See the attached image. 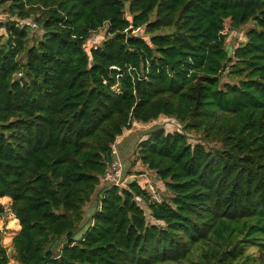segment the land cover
Here are the masks:
<instances>
[{
  "label": "trees",
  "instance_id": "trees-1",
  "mask_svg": "<svg viewBox=\"0 0 264 264\" xmlns=\"http://www.w3.org/2000/svg\"><path fill=\"white\" fill-rule=\"evenodd\" d=\"M1 6L16 19H0V199L21 225L20 264H264V0ZM31 17L44 33L29 45L19 19ZM249 23L230 48L226 29ZM161 115L183 131L156 127L135 153L170 194L156 201L137 178L107 185L79 238L118 137Z\"/></svg>",
  "mask_w": 264,
  "mask_h": 264
},
{
  "label": "rangeland",
  "instance_id": "rangeland-1",
  "mask_svg": "<svg viewBox=\"0 0 264 264\" xmlns=\"http://www.w3.org/2000/svg\"><path fill=\"white\" fill-rule=\"evenodd\" d=\"M8 18H14L15 16H11V13L5 9V6L0 7V19L7 20ZM21 25L28 24L32 25V37L33 39L30 40L29 45H32L34 42H37L43 36V29L41 26L34 20L33 17L28 19H19ZM36 26L33 27V24ZM252 25L249 23L243 26L241 29H226L225 32H228L227 42L230 48L234 49L236 46L240 45L242 42L246 40V31ZM141 33V32H140ZM143 35H145L143 33ZM107 36V30L105 27L101 28L97 32H93L91 36L86 41L85 47L89 51L93 48L94 45L101 44ZM31 37V38H32ZM146 39L148 40L149 37L145 35ZM233 53V51H232ZM228 69L224 73V81H229L230 78L226 77V73ZM159 126H164L167 132H174V131H183L182 125L179 123L178 120L172 117H168L166 115H161L158 119L150 121V122H138L135 121L133 123L132 128L125 129L123 134L120 135L115 143V148L117 150L118 156L120 157L123 165V178L124 179H131L137 178L141 181H145L147 187L149 189H154L158 195H160L161 199L162 196L170 194L167 190L164 181L159 178L157 173L154 170L148 168L147 165L143 164V162L138 158L137 154L135 153L138 144L141 140L148 137L149 132ZM190 138V141L195 144L200 142V134L196 132H187ZM111 166L109 167V169ZM96 192L93 194L92 199L86 204L85 206V215L83 222L81 224V229L78 232V237H82V235L88 230L90 225L94 220V216L96 212L99 210L100 202L102 200L103 190H105L107 185L106 182L101 183ZM126 184V183H125ZM124 185V184H123ZM141 206L145 209L148 220L150 223H162L155 220L151 214L148 205L138 199ZM12 203V199L10 197L1 198L0 199V230L3 231L2 237V244L7 247L8 253L10 256V263L9 264H20V262L16 259L15 250L12 245V240L14 236L19 232L21 229V225L19 220L16 218L14 213L10 209V205ZM3 207V210H1ZM17 219V220H16ZM65 239L58 242L54 247L55 250L58 251L60 247L63 246Z\"/></svg>",
  "mask_w": 264,
  "mask_h": 264
},
{
  "label": "built area",
  "instance_id": "built-area-1",
  "mask_svg": "<svg viewBox=\"0 0 264 264\" xmlns=\"http://www.w3.org/2000/svg\"><path fill=\"white\" fill-rule=\"evenodd\" d=\"M32 26V25H31ZM36 26V24H33V27ZM98 45H94L93 48H97ZM113 154H114V160L110 164L111 168L106 171V173L101 178V183L106 182L109 185H117V186H124L125 183H127L130 179H124L123 176V170L124 165L118 156L117 150L115 148V145L113 147ZM109 166V167H110ZM124 184V185H123ZM151 197L156 201H161L160 195L156 193L154 189H149Z\"/></svg>",
  "mask_w": 264,
  "mask_h": 264
},
{
  "label": "crops",
  "instance_id": "crops-1",
  "mask_svg": "<svg viewBox=\"0 0 264 264\" xmlns=\"http://www.w3.org/2000/svg\"><path fill=\"white\" fill-rule=\"evenodd\" d=\"M100 186H102V184H101ZM6 197H8V196H5V198H6Z\"/></svg>",
  "mask_w": 264,
  "mask_h": 264
}]
</instances>
